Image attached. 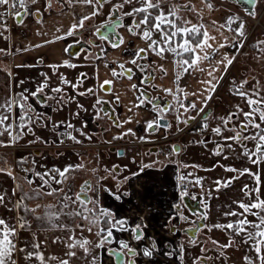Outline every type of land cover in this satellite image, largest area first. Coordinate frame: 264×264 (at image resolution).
<instances>
[{"label": "snow or ice", "instance_id": "snow-or-ice-1", "mask_svg": "<svg viewBox=\"0 0 264 264\" xmlns=\"http://www.w3.org/2000/svg\"><path fill=\"white\" fill-rule=\"evenodd\" d=\"M238 2H242L246 5L244 11L248 16L252 18L256 17V7L260 0H238ZM56 3L61 4V9L63 8V4L67 3L69 6L80 5L85 11H83L79 17L75 18L74 23L66 30L65 34L55 35L53 40L45 41V43H54L55 41L64 40L66 37L76 36L81 30L89 26V21L101 15H105L106 8L107 13L105 21L92 32V35L95 36L97 33H101L98 38L101 41L109 42V46L113 49L121 48V46L125 44L123 35L116 31L118 28L125 29L130 35L139 37V39L145 42V47H140L133 51L130 60L126 62L114 61V63H117L120 71L110 69L114 79L102 81L99 84L100 91L106 94H113V84L115 80H119L120 78H126L129 81L133 80V68L126 67V63L135 66L142 74L139 80L141 85H147L150 81L154 80L155 72L161 73L162 77L166 76L168 74V69L163 64L150 60L149 56L155 55L161 60H166L167 56L170 54L173 57V68L176 71L174 80L176 88L175 93L173 89L170 88H165L163 91L168 95H173L176 103L179 105V109H182L176 116L177 124L183 123L187 126L189 121L195 120L197 117L201 116V113H204L201 117L203 123L198 130L203 132L209 128L207 120L208 117L211 116V113H205L204 107H206L207 102L212 99L213 93L223 80L224 73L228 71L229 66H231L235 60L234 54L230 56L227 53H221L220 49L231 46L236 52H239L244 47L246 25L241 18L229 15L224 23H219L217 20L204 23V9H206L208 13L216 10L212 0H200V4L203 6L202 8L197 7L193 3V0H185L184 3H174L172 0H56ZM38 4L39 0H0V9H2V11H0V29H3V31L8 30L4 23V18L9 14V10H11V14L19 20L21 13L17 10L18 7L26 9L25 15H36L38 18L37 22H40V8L37 7L35 12H32L29 7L30 5ZM52 6L53 0H47L44 10L49 11ZM185 12L193 13L200 22L193 23L192 20L182 14ZM232 25H236V27L233 28ZM102 29H111V36H109L106 31L102 33ZM222 29L224 31L233 32L238 39H231L224 36L223 32H221ZM3 31H0V36H3ZM60 31L61 29L59 27L56 28L57 33ZM214 31L221 33L220 39L212 34ZM5 39H7V37H5ZM77 43H79V41H77ZM258 45H264V41H259ZM258 45L256 46L257 48ZM41 46L42 45H36V47ZM89 47L100 46L89 42ZM67 50L66 48L65 51ZM258 50L260 49L258 48ZM17 51L20 50L18 49ZM0 53L14 55V53H9L5 49H0ZM101 53L102 55L97 57V59H101L107 55L104 48H101ZM217 55L220 56V59H216ZM145 60L148 62L139 63V61ZM206 62L207 67L205 66ZM60 66L75 67V65L68 63V61H65L64 64ZM16 67H20V65ZM50 67L55 70L58 66L52 65ZM105 67H108L107 63ZM0 71H5L9 77L14 75L11 69H0ZM195 72L206 74L207 78L199 81L200 84L205 85L203 93H188L179 85V81L184 74H192ZM218 72L220 75H217ZM82 78H86V74L81 73L80 77L77 78V82L73 84L61 74L60 83L69 85L75 90L83 84ZM47 80L48 77L45 76V82L40 84L35 92L29 93L28 96L35 98L43 107H51L50 104L46 103V101L49 100H55L57 104L63 105L66 94L61 87L51 89L53 93L59 94L58 96L54 97L44 93V89L48 87ZM248 83L249 81L247 79L241 81L239 85H236L234 82L232 89L233 95L239 96L247 104L248 111H244V109L237 104L235 112H230L227 116L218 118L220 124L211 128V132L222 141V143L217 142L216 148L213 151L214 155H223L224 159L227 160L229 157L224 155L225 149L230 152H235V145L240 148L237 158L240 156L245 157L253 167L235 168L221 165L226 172H234L237 175L213 181L215 187L208 189L206 192L202 184V178L197 177L195 180L190 181L189 183L199 186L202 193H204L199 199L203 210L193 214L198 216L200 220L206 221L208 219L207 201L212 198L213 191L219 192L222 188H228L233 184V181L245 175L252 178V184H244L241 189L244 196L247 198L246 200H237L233 202L240 211L229 208L228 211L224 212L226 218L235 217L236 219H230L224 224L216 223L211 225L206 223L197 224L196 221H191L193 228L187 231L193 233V236L189 237V241L193 245L199 243L195 239V236L204 229H207L209 232L213 229H218L226 232L229 237L227 243L224 244H221L217 240H211V243L218 250L216 257L208 256L207 253L210 250L206 247H201L200 251L203 255L194 257L192 264H205V261H213L214 264L215 259L225 256L227 249L238 247L241 243L247 245L250 251L254 253V256H244L243 259L245 264H264V86H261L260 82L257 80L251 89H246L245 85ZM152 86L156 87V85ZM130 90L138 92L139 95L136 96V101L138 102H132L131 106L128 107L129 112H133L134 109H139L146 104H152L154 108H158L156 117L146 122V132L149 130L154 132L156 129H167L170 127V125L161 122L164 120L167 110L172 108V105L158 107L153 103V98L136 83L130 85ZM204 93H206V95H204ZM77 94L81 96L89 94L95 95L96 90L89 88ZM175 94L183 96V100L179 99V96ZM41 95L44 97L42 100L40 99ZM190 95H203V99L199 101L202 106L198 107L196 101L185 104L184 100H187ZM16 96L17 94H13L11 98H5L0 102V137H7V140L0 139V148L12 147L19 143L25 135H34L33 125L51 119L46 113L37 112L31 104L27 103L28 96H20V100H23L24 103H21ZM67 100L75 101V97H67ZM119 103V94H115L114 101H106L97 97L93 104V108L96 109L94 119L108 117L112 125L116 128H123L125 124L132 123L133 120L131 117L126 120H120L115 112L114 106L111 113L104 108V105H118ZM77 107L83 109V106L78 102ZM17 109L19 110L18 114L16 111ZM56 110L57 109L53 108V111ZM189 112H195V115H188L186 119H181L185 113ZM75 115H79V113ZM241 115L243 116V120L239 119ZM62 124H64V122H53V127L58 128ZM66 127L67 129H73L79 132L80 135L84 136L86 139H91L88 133L82 131L81 128H75L71 123H67ZM82 127H87V124ZM225 131L231 132L232 135H224ZM61 135L66 136L67 139L75 143H81L71 132L61 133ZM129 135H136L131 128L121 132L117 136H113L112 139H123ZM39 139L40 137H36V140ZM138 139L146 142L145 137H138ZM34 142L35 141H30L29 143ZM108 142L110 143V141ZM60 143H63V139ZM199 143H207V141H199ZM250 143L252 147H249ZM180 151V148L173 146L170 154L178 155ZM23 162L24 158L18 161V163ZM153 163L157 162L154 161ZM181 166L200 167L199 165ZM147 167H151V165L143 166V168ZM84 168L85 165L83 164L68 165L62 170L53 168L51 170H45L42 173L32 172L31 169H24L25 182L30 187L35 185V187H32L33 194L23 192L19 183H16L15 187L11 190V194L0 191V208L6 209L9 214L15 213L14 216H8L7 218L0 215V264H21V260L24 264H53V262L54 264H74V259L83 260L84 264H97L99 256L94 250L104 249L105 245L113 243L114 230H128L126 227V220L117 219L111 211L100 208L98 200L85 199L88 191H93L95 193L91 185L87 183L82 185L81 191L76 193L75 196L69 195L71 191L70 187L67 189L64 187H51L53 183L56 185L66 184L70 179V173ZM143 168L141 171H143ZM93 171L95 170L93 169ZM0 173L8 175L14 181L17 180L11 167L7 169L0 168ZM138 174L139 173H134L133 175ZM32 175L39 179V184H36V182L30 178ZM188 175L191 176L192 173ZM180 179L183 181L186 177L182 176ZM18 192H20L21 195H19L15 203H13L12 197L17 196ZM61 193H63L62 196L60 195ZM54 195L59 197V206L57 207V205L53 204L43 206V215L35 216V219L41 222L39 225L40 230H58L61 233V235H57L52 239V243L62 244L63 247L67 249L64 254L67 258L46 255L44 252V244L46 241H40L35 232L32 233L33 239L30 245L20 246L18 243L20 230H31L32 226L27 216L29 214H35L37 210L42 207L40 204H37L35 208H29L25 201L41 198L42 196ZM187 195H189L187 192V185H184V190L181 192V200ZM119 198V196H116V199ZM191 198L193 200L197 199L195 195H192ZM73 205H77V207L74 208L72 207ZM89 205H92V207H89ZM97 212H99V215H97ZM62 216L80 218L87 224V228H85V224H76L75 227H72L61 221ZM101 217L104 218L103 224L105 226H101ZM249 217H253L254 219H249ZM181 219L187 222V217L181 216ZM13 220H15V223H13ZM45 223L48 225L47 228L44 227ZM140 227V225H137L131 230L133 239L135 240H140L142 238ZM75 229L80 230L79 235L76 233ZM93 229H95V232H93ZM84 231L95 235L98 239L96 241L89 240L83 235ZM236 237H240L241 239L237 240ZM118 244L119 249L122 251H118L116 248L107 249L108 255L118 261V264H124V256L134 257L137 254L128 243L121 240L118 241ZM78 250L82 251L81 256L77 255ZM154 250L155 245L153 244L151 248H144L142 250L143 255L151 258ZM184 254L185 248L181 245L178 253L181 264H183ZM167 255L171 256L173 254L168 253Z\"/></svg>", "mask_w": 264, "mask_h": 264}, {"label": "rangeland", "instance_id": "rangeland-1", "mask_svg": "<svg viewBox=\"0 0 264 264\" xmlns=\"http://www.w3.org/2000/svg\"><path fill=\"white\" fill-rule=\"evenodd\" d=\"M179 1L181 0H175V2L177 3ZM212 2L215 5L219 3H225L233 6V8L237 7L241 12L238 13L237 11L233 10V13L239 16V18H243L244 15L248 16L244 11L246 6L243 3L238 2V0H212ZM0 11H2V9H0ZM106 13L107 8L105 9V15ZM256 15L260 17V22L264 26V0H260V2L257 4ZM103 17L104 15H101L96 18ZM246 23H248L245 24L247 25V29L253 26V23L251 21ZM14 26H12V23H6V27L8 30L3 31V29H0V31H3V36H0V49H5L9 53H11L10 51L12 47L9 43V36L14 31ZM232 27L234 28V26ZM250 35H252L253 37L257 36L264 38V31L260 27H256L252 29ZM5 37H7V39H5ZM98 41L100 42V40ZM238 58L239 57L237 56L233 64L228 68V71L224 74L222 82L219 84L216 91L212 95V99L210 100L211 102L209 106L212 110L214 109V114L208 122L209 131H211V128H214L220 124L218 117H222L221 112H223V115H225L224 110L226 109L227 105H218L217 102L219 101L222 93L228 89L229 80H231L232 76L237 74V72L239 71V62L241 63V61L246 60V58L244 57H241L240 59ZM0 66H3V68H9L14 73V75L12 76V95L17 94L16 98L18 100H20L21 95L28 96L29 93L35 92L37 87L45 82V76L48 77V87L44 89L45 94L54 97L58 96L59 94L53 93L51 91V89L55 87H61L66 94L65 102L63 105L57 104L55 100L46 101V103L50 104L51 107H43L40 103L37 102L35 98L28 96L27 103L31 104L37 112L46 113L47 116L51 119L42 121L37 125H33L32 127L34 135H25L23 139L19 141V143L15 144L12 147L0 148V168L7 169L11 167L13 169V174L17 177V180L14 181L8 175L0 173L2 179L0 191L11 194V190L15 187L16 183H19L23 189V192L33 194L32 187H35V185L30 187L25 182L24 169H31L32 172L42 173L45 170H51L53 168L62 170L68 165L83 164L85 165V168L70 173V179L66 184L56 185L55 183H53L51 187H64L65 189L70 187L71 191L69 192V195L75 196V194L79 192L81 183L89 179L92 189L95 190V193L93 191H90V193L88 194L89 197L98 200L99 207L106 210L107 207L104 206L103 196L106 195L112 199H116V196H124L128 191H132V193L134 194L137 192H141V186L138 184L139 182L134 181L133 184L129 185L128 179L131 178L130 181H132L137 176L133 174L139 172V169L142 168L145 159L148 160H146L147 162H145L144 165H151V167L154 168H158L165 164L174 163V157L172 154H170L171 152H169L165 158L154 152L151 153L148 157H145L143 153L144 151L143 149H141L139 153L141 154V156L139 157L137 156V146L129 145L130 143H132L131 139H112V128L114 126L112 125V122L109 120V118L104 117L102 119H94L96 109L93 108V104L95 103L97 97L101 98L102 100H105L107 98H104L99 89L96 90V87H94V89L96 90L95 95L89 94L88 97L86 96V98H81L82 96L77 94L79 92H84L87 87L90 88L92 86V80L89 81L86 85H83L84 83L81 84L74 90L69 85L61 84L60 76L62 74L68 81L75 84L77 82V78L80 77V74H76L74 73V71H72L70 74H66L62 70H54L50 67L39 68L37 66H24L22 68H18L12 65L11 55H5L3 53H0ZM217 75L220 74L217 73ZM167 77L168 79L165 80L164 84H161L160 87L165 88L164 86L169 87L171 83L174 84L173 80H171V74H167ZM206 78V75H201L198 77L197 81H189V83L185 85L188 87L187 92L192 93V87H205V85L200 84L199 81ZM182 81L183 77L179 82L182 83ZM138 94V92H134V90H132L130 94V101L125 100L123 104L119 103V111H128V107L131 106V103L136 102V96H138ZM161 95L164 96L163 94ZM176 95L178 96V94ZM67 97H75V101H69L67 100ZM43 98V95H41L40 99L42 100ZM170 99L175 100L173 99V97ZM20 102L24 103L23 100H20ZM77 102L83 106V109L77 107ZM53 108L57 110L53 111ZM231 108H233V105L231 106ZM134 110L136 111V116L134 117L135 123H133L135 125H140L146 118L145 116L148 117L153 112H149L147 109H145V107ZM234 110H236V108ZM16 111L18 114L19 110L17 109ZM76 113H79V115H75ZM218 114H220V116H218ZM53 122H64V124H62L58 128H54ZM67 123H71L75 128H81L82 131L88 133L91 136V139H86L84 136H81L79 132H76L73 129H67ZM85 124H87V127H82ZM65 132H71L72 135H74L78 140L81 141V143H75L74 141L67 139L66 136H62L61 133ZM36 137H40V139L36 140ZM62 139L63 143H60ZM30 141L35 142L29 143ZM108 141H110V143ZM199 141H204L203 137H201L199 134L190 136L189 144L193 147L190 146L191 148L184 152L180 159V162L183 165L200 166L199 168L188 167L189 170L188 172H183V177H186L184 176V173L185 175L192 173L191 176L188 175L190 179L195 180V178L197 177L202 178V184L204 186L205 192L208 189L215 187L213 181L230 178L237 175L234 172H226L224 170V167H221V165L235 168L253 167L245 157L240 156L239 158H237V154L240 152V148L238 146H235V152H230L225 149L224 155H227L229 157L227 160H225L223 155L216 156L213 154V151L215 150L217 144V140L214 139V136L212 137L210 144L207 146L206 143H199ZM111 147H113L114 149H123L125 151V156L116 157L115 154H110ZM249 147H252L251 143L249 144ZM22 158H24V162L18 163V161H20ZM154 161L157 163H153ZM93 169L95 171H93ZM30 178L33 179L36 184L40 183L39 179L36 176L32 175L30 176ZM244 184L251 185L252 178L247 175L241 176L239 179L233 181V184L230 187L222 188L219 192H212V198L207 201L208 219L205 221L206 224L211 225L219 223V217H217V214L219 212H222V214H224V212L228 211L229 208L240 211V209L236 208V205L233 202L237 200L247 199L244 196V193L241 191ZM203 194L204 193H202L201 188L197 186V192L192 195L201 197ZM19 195H21L20 192L17 193V196L12 197L13 203H15ZM60 195L62 196L63 193H61ZM58 200L59 197L54 195L42 196L41 198H34L25 201L29 208H35L37 204H40L42 207L38 209L35 214H29L27 216V219L30 221L32 227L31 230H20L18 243L30 245L33 239L32 233L35 232L37 238L40 241H46V243L44 244V252L46 255L67 258L64 255L67 249L64 248L62 244L52 243V239L57 235H61V233L58 230H40L39 225L41 224V222L35 219V216L43 215V206L53 204L57 205L58 207ZM72 207L75 208L77 207V205H73ZM89 207H92V205H89ZM132 209L137 208H125V210L127 211H131ZM143 209L145 208H142V210ZM0 215H3L7 218L8 216H14L15 213L9 214L7 213L6 209L0 208ZM97 215H99V212H97ZM100 219L102 226V219L104 218L101 217ZM192 219L198 220V217H192ZM230 219L234 220L236 218H226L224 216V221L222 222L227 223ZM249 219L254 218L249 217ZM61 221L69 224L72 227H75L76 224H85V228H87V224L80 218H68L62 216ZM13 223H15V220H13ZM44 227L47 228L48 225L45 223ZM75 231L78 235L80 234L79 229H75ZM93 232H95V229H93ZM200 234H202L203 238L198 241L199 243L197 245L192 244L193 249L190 250V255H188L185 259V264H192V260L194 257L203 255V253H201L200 251L201 247H206L210 250L207 253L208 256L216 257L218 250L211 243V240H217L221 244H224L227 243V240L229 238L226 232L220 231L218 229H213L211 232L207 231V229H204L200 232ZM83 235L92 241H96L98 239L95 235L90 234L87 231H84ZM236 239L240 240V237H236ZM94 251L99 256V259L97 261V263L99 264L101 261L100 258L104 257V249H95ZM77 255L81 256L82 251L78 250ZM245 255L254 256V253L250 251L247 245L241 243L238 247L227 249L225 256L215 259L214 264H245L243 259ZM21 264H24L22 260ZM74 264H84V261L80 259H74ZM205 264H213V261H205Z\"/></svg>", "mask_w": 264, "mask_h": 264}, {"label": "crops", "instance_id": "crops-1", "mask_svg": "<svg viewBox=\"0 0 264 264\" xmlns=\"http://www.w3.org/2000/svg\"><path fill=\"white\" fill-rule=\"evenodd\" d=\"M172 2L177 3L175 2V0H172ZM184 2L185 0H181L178 3H184ZM193 3L197 7H201V8L203 7L200 4V0H193ZM46 4H47V0H39L38 5L29 6L32 12H35L37 7L40 8L41 10V15L39 17L40 22H37L38 18L36 15H25L24 13L26 12V9L23 8V16L21 19L22 22L17 23V21L15 20L12 23V26L15 25L14 26L15 28H13L14 31L9 36V43L11 44L10 46H12L10 52L14 53V55H11L12 65H14L15 67L17 65H20V67L18 68H22L24 66L25 67L37 66L39 68L42 67L49 68L52 65H56L58 67H56L55 69L62 70L66 74H70L72 71H74V73L76 74L84 73L88 76L94 74L95 79L93 80L91 87H96V89H99V84L102 81L114 79L110 71V69H116L118 71L117 63H114V61L126 62L132 58L133 51H135L140 47L146 46L145 42L139 39V37L132 36L129 33H127L125 29L121 28L120 34L123 35L125 39V44L121 46V48H116L111 50L110 53L106 56L104 62H99V63L97 62L96 64H94L93 60L95 58L92 53L86 51L70 52L68 46V39L55 41L54 43H45V41L53 40L55 35L65 34L66 30L69 29L71 25L74 23L75 18L79 17L83 13V11H85V9H83L80 5L69 6L67 3H64L63 8L61 9V4H58L56 3V0H53V6L51 10L45 11L44 9L46 7ZM215 7L216 10L211 13H208V11L204 9L203 11L204 23H210L212 20H217L219 21V23H224L229 15L237 16L236 14L233 13V10L237 11L238 13L241 12L237 7L233 8V6L225 3L216 4ZM182 14L186 16L188 19L192 20L193 23L200 22L193 13L185 12ZM255 18L243 17L241 19L245 22V24H248L246 22L249 21L253 22V19ZM58 27L61 29L59 33L56 32V28ZM235 27L236 25L234 26V28ZM253 27L254 26H251L249 29H247V25L245 27L244 44H246L247 47L245 50H243L244 48L243 47L239 52H236L235 49H233L231 46L220 49L221 53H227L230 56L234 54L235 58L237 56L239 57L238 59H240L241 57L246 58L245 61L243 60L241 61V63L239 62V71L237 72V74L232 76L231 80H229L228 89L225 90L219 98L218 105H224V106L227 105L226 109L224 110L226 114L234 110L237 104H239L240 107L244 109V111H248L247 104L244 102V100H242L239 96L233 95L232 89L234 82L236 85H239L241 81L247 79L249 83L245 85L246 89H251L257 80L260 82L261 86H264V45H258V42L263 41L264 38L257 36L253 37L252 35H250ZM221 32H223L224 36H227L231 39H238L235 37V34L232 32L224 31L223 29L221 30ZM212 34L217 36L218 39L221 38L220 32L214 31ZM36 45H42V46L36 47ZM257 45L260 50H258V48L256 47ZM66 48L68 49L67 51H65ZM18 49H20V51H17ZM216 59H220V56L217 55ZM172 60L173 57L168 55L167 61L160 60V62H158L156 60V62L159 64H163L168 69V74H171V80H174L175 70L173 68ZM65 61H68V63L75 65V67L60 66L63 65ZM106 63L108 67H105ZM126 65L128 64L126 63ZM205 66L207 67V62ZM0 69H6V68L0 66ZM201 75H206V74L200 72L188 74L187 84L189 83V81H197L198 77ZM158 78H159L158 85L164 84L165 80L168 79L167 75L163 77L159 76ZM88 82H89L88 80H84L83 83H88ZM130 85L131 84L125 79H121V81L115 80L113 84L114 93L112 95L115 97V94H119L120 103L122 104L124 103L125 100L130 101V94L132 92V90H130ZM164 87L173 89V91H175L176 88L175 85L172 83L169 87L167 86ZM165 88L160 87L159 91L163 93L164 92L163 89ZM203 88L204 87L202 88L192 87L191 92L203 93ZM184 90L187 92L188 87L185 86ZM12 96H13L12 77H9L5 71H0V102H2L5 98H11ZM103 96L104 97L106 96L105 98H108L109 94L108 95L103 94ZM167 96L170 95L167 94ZM202 99H203V95H198V96L190 95L187 100H184V103L189 104L193 101H196L197 106L201 107L202 105L199 103V101ZM232 105L234 106V109H231ZM143 107H145V109H147L149 112L151 111L153 112L148 117L145 116L146 118L142 121L140 125L133 124L135 123L134 120L135 119L134 117L136 116L135 110H133V112L120 111V116H119L120 120H126L129 117H131L133 122L129 124H125L123 128L113 127L112 128L113 135L112 134L111 135L117 136L121 132L131 128L132 131L136 134L135 136L132 135L126 136V138L131 139V141H139L138 137H145L146 139L151 137V135H149L148 132L145 131V127H146V122L151 121L156 117V112H154V109H152V105L146 104ZM180 111H182V109H180ZM221 113L223 114V112ZM188 114L189 113H185V115L181 118L182 119L186 118ZM239 119L243 120V116L241 115ZM181 125L182 123H180V126ZM163 133L164 131L161 130L156 135L160 136ZM224 135L226 136L232 135V133L225 131ZM0 139L7 140V137L6 136L0 137ZM183 168L184 167H181L178 164L175 165L165 164L158 168H155V170H153L152 171L153 173L151 174H138L136 177H138V182H139L138 184L141 186L140 188L141 192L140 193L137 192L134 194L132 193L130 188L131 192L128 191L127 194L133 196L132 198L134 199V203H138V204L140 203V201H142L143 199L142 196L147 193L146 190L149 189H151L153 192L155 191L154 192L155 194H160L163 191L165 193L170 194L172 193L173 188L172 185H170V183L167 180L178 179L180 174H182L183 172ZM140 171L141 169H139V172ZM1 180L2 179L0 174V184H1ZM133 182L134 180L130 182L129 185L133 184ZM103 197H104L103 200L104 206H106L107 207L106 210H108V207L111 206L110 204L112 203V198L106 195ZM138 199L140 200L139 202H137ZM217 217H219L218 222L223 223L222 221H224L223 220L224 214H222V212H219L217 214Z\"/></svg>", "mask_w": 264, "mask_h": 264}, {"label": "flooded vegetation", "instance_id": "flooded-vegetation-1", "mask_svg": "<svg viewBox=\"0 0 264 264\" xmlns=\"http://www.w3.org/2000/svg\"><path fill=\"white\" fill-rule=\"evenodd\" d=\"M106 19V15H104L103 18H94L93 20L88 22V27L81 30L80 33H78L76 36L73 37H66L68 39V46L69 51H78V52H89L92 53L94 56V64L97 62H104L106 56L110 53L113 48L109 46V42L101 41L97 35H92V32L99 27ZM126 22V21H125ZM120 29H116L118 33H120ZM101 31H105L102 29ZM103 33V32H102ZM112 33V32H111ZM111 33H108L109 36H111ZM100 40V42L98 41ZM79 41V43H77ZM89 42L94 43L95 45H99L100 47H89ZM245 45V44H244ZM101 48H104L107 52V55L104 56L101 59H97V57L101 56ZM170 55V54H169ZM171 56V55H170ZM149 59L152 61L156 60L160 62V58L157 56H149ZM168 60L167 59L164 61ZM96 61V62H95ZM148 61H139V63H147ZM126 67L133 68L134 76L133 80L129 81L126 78H120L125 79L130 84L136 83L141 89H143L148 95H150L153 98V103L156 104L158 107H166L167 105H172L171 109H168L164 120L161 123H166L170 125L169 128L164 129H156L154 132L152 130L148 131V134L151 135V137L146 139V142L143 141H131L129 145H136L138 154L137 156H141L140 150L143 149V153L145 157H148L149 153H156L160 155L161 157L165 158L169 152H171V149L173 146H176L181 149L178 155H173L174 163H169L171 165H183L180 162V159L184 152L188 150L189 148L193 147L189 144L190 136L194 134H199L201 137H203L204 141H207L206 146L210 144V141L212 137L214 136V139L217 140V142H222L219 137L215 136L211 131L208 129L205 131H199L200 125L203 123L201 117L204 115V113H201L200 117H197L195 120L189 121L187 126H185L183 123L180 126V124H177L176 116L179 114L180 109L179 105L176 103L175 100H171L170 98L174 96L170 95L167 96L166 93H160L159 88L160 85H158V77H162L161 73L155 72V79L150 81L147 85H141L139 83V80L142 76V74L135 68V66L128 64L125 65ZM118 71L120 69L118 68ZM176 76V71L174 72V80ZM83 82L84 80H88L93 82L95 79V75H87L86 78H82ZM116 80V81H119ZM173 80V82H174ZM188 80V74H184L182 83L179 82V85L184 88L185 85H187ZM87 83H84L83 85H86ZM152 85H156V87H153ZM175 87L176 84L174 83ZM184 86V87H183ZM94 89V87H90ZM89 89V87L87 88ZM97 90V89H96ZM100 91V90H99ZM104 95H108L103 91H100ZM175 93V91H174ZM161 94L165 95L162 96ZM139 95V94H138ZM176 95V94H175ZM88 95H84L82 97L86 98ZM179 96V99L183 100V96ZM105 98V97H104ZM115 97L112 94H109V97L105 99L106 101H114ZM210 100L207 102V106L204 107L205 113H211V116L208 117L207 123L212 117V113H214V109L212 110L209 106ZM219 101L217 102V104ZM152 105V104H148ZM115 107V112L117 113L118 117L120 116V111L118 109V105H104V108L108 110L111 113V110ZM152 109H154V112L158 111V108H154L152 105ZM234 109V106L233 108ZM230 112H235L234 110ZM224 114V113H223ZM221 115L222 117L227 116L229 113L225 115ZM188 115H195V113L189 112ZM220 116V114H218ZM220 118V117H219ZM182 119V118H181ZM186 119V118H183ZM110 120V119H109ZM111 121V120H110ZM220 121V120H219ZM164 131V133L160 136H157L159 131ZM126 138V137H124ZM122 141V140H121ZM191 146V147H190ZM119 151L122 153L119 154ZM37 152V151H36ZM110 154H115L116 157H123L125 156V151L123 149H114L113 147L110 148ZM143 155V154H142ZM178 159V160H177ZM145 159V162H147ZM144 162V164H145ZM143 164V166H144ZM142 166V168H143ZM182 167V166H181ZM141 168V169H142ZM151 170V171H149ZM155 170L154 167H147L146 169H143V171H140L139 174H151L152 171ZM188 167L183 168V172H188ZM180 174L178 179H171L167 180L170 185H172V193H165L164 191L160 194H155L151 189L146 190V194H144L142 197V201L138 199L137 202L140 201V203H134L133 196L125 194L124 196L119 195V199H112L111 206L108 207V210L113 213L115 218L117 219H124L127 221L126 227L128 228L127 231H113V243L106 245L104 248V257H101V261L99 264H118V261L114 260L113 257L109 256L107 253V249L109 248H116L118 251H122L119 249L118 241H124L130 245L135 251L136 255L134 257L130 256H124V264H181V261L178 258L179 248L181 245L185 248V254H184V260L183 264H185V259L187 258L191 249H193L192 243L189 241V237L193 236L192 232L187 231L190 228H193V224L191 221H196L197 224L205 223V221H202L198 218L192 219V217H198L194 215L193 213H198L203 210L201 207V204L199 202L200 196H197V199L193 200L191 198L192 194H195L197 192V186L194 185V191L191 192L189 195L185 196L183 200H181V192L179 191V186L181 182L190 179L188 175L186 176V179L181 181L180 177L183 176ZM131 178L128 179V184L130 182L138 181V177H135L132 181H130ZM193 181L192 179H190ZM87 183L88 185H91V182L89 179L83 181L80 185L79 192L81 191V186L85 185ZM1 189V184H0ZM152 191V192H151ZM78 192V193H79ZM89 194V191L87 192V195ZM88 199H91L88 195ZM141 199V198H140ZM132 202V203H130ZM126 207H135L137 209H132L131 211L125 210ZM142 208H145L142 210ZM133 212V213H132ZM131 213V214H129ZM181 216L187 217V222L181 219ZM104 219H102L103 222ZM137 225H140V232L142 233V238L140 240L133 239V233L132 229L135 228ZM102 226H105L102 223ZM201 238H203L202 234L200 232L195 236V239L199 241ZM20 245L24 246L23 243H19ZM155 245V250L153 251V255L151 258L145 257L143 255V249L144 248H151ZM168 253H172L173 255L169 256ZM98 264V263H97Z\"/></svg>", "mask_w": 264, "mask_h": 264}, {"label": "built area", "instance_id": "built-area-1", "mask_svg": "<svg viewBox=\"0 0 264 264\" xmlns=\"http://www.w3.org/2000/svg\"><path fill=\"white\" fill-rule=\"evenodd\" d=\"M20 13L23 10V8H19L17 9ZM15 17L11 14V10H9V14L4 18V23L6 24H11L15 21ZM254 26L255 27H260L264 30V27L262 26L261 22H260V17H258L257 19L253 20ZM234 26V25H232ZM191 180L187 179L183 182H181L180 186H179V191L182 192L184 190V185H187V192L190 194L191 192L194 191V185L192 183H189Z\"/></svg>", "mask_w": 264, "mask_h": 264}, {"label": "water", "instance_id": "water-1", "mask_svg": "<svg viewBox=\"0 0 264 264\" xmlns=\"http://www.w3.org/2000/svg\"><path fill=\"white\" fill-rule=\"evenodd\" d=\"M241 3H242V2H241ZM245 6H246V5H245ZM22 16H23V12H21V17L19 18V20L16 18L17 23H19V22L21 21ZM105 31L107 32V34L112 32L111 29H107V30H105ZM105 31H101V32H105ZM98 34L100 35L101 33H98ZM121 153H122V152L119 151V154H121ZM85 199H88V195H87V197H85Z\"/></svg>", "mask_w": 264, "mask_h": 264}]
</instances>
